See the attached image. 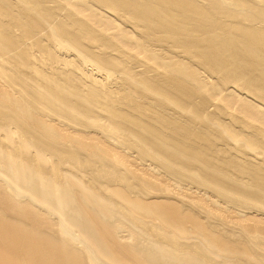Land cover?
<instances>
[{
    "label": "bare ground",
    "instance_id": "bare-ground-1",
    "mask_svg": "<svg viewBox=\"0 0 264 264\" xmlns=\"http://www.w3.org/2000/svg\"><path fill=\"white\" fill-rule=\"evenodd\" d=\"M0 264H264V0H0Z\"/></svg>",
    "mask_w": 264,
    "mask_h": 264
}]
</instances>
